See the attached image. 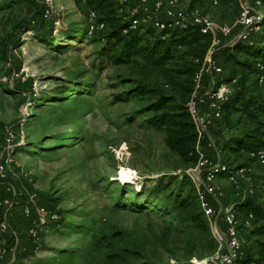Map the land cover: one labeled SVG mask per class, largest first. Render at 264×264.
<instances>
[{"label":"rangeland","instance_id":"obj_1","mask_svg":"<svg viewBox=\"0 0 264 264\" xmlns=\"http://www.w3.org/2000/svg\"><path fill=\"white\" fill-rule=\"evenodd\" d=\"M127 3L130 11L135 0ZM249 3L179 0L186 10L199 6L210 21L225 26ZM53 4L58 25L48 45L23 31L36 16L35 5L0 0V155L4 130L17 134L0 200L10 185L17 216L32 196L62 222L55 228L47 222L35 237L27 227L15 241L0 233V264H174L185 254V236L170 225L164 208L147 203L146 192L160 176H181L185 168L166 148L163 132L137 113L144 103L115 98L132 87L125 79L138 78L139 67L109 66L98 58L103 34L87 37L88 16L77 0ZM49 28L47 23L40 31ZM213 85L209 80L204 88ZM241 164L251 169L249 180L233 188L218 179L220 207H234L250 190L264 197V164L238 160L234 166ZM252 228L240 226L239 236L255 252V238L247 237ZM212 255L191 263L205 264Z\"/></svg>","mask_w":264,"mask_h":264},{"label":"trees","instance_id":"obj_2","mask_svg":"<svg viewBox=\"0 0 264 264\" xmlns=\"http://www.w3.org/2000/svg\"><path fill=\"white\" fill-rule=\"evenodd\" d=\"M25 1L35 5L37 13L23 30L24 33L31 32L35 39L51 44L52 22L43 18L41 5L33 0ZM77 1L87 14L88 11L96 12L98 20L106 26L104 31L99 32L103 34V45L97 52L98 58L109 66L134 64L139 67V77L126 78L125 81L132 87L117 95L116 100L140 99L144 106L137 113L145 116L149 126L163 132L166 148L179 158L185 169L197 163L199 153H205L210 158L218 154L222 162L233 170L244 165L234 166V163L247 160L248 152L264 145V85H259L257 81V64H264V21L260 30L248 40H234L229 45L219 47L211 55L219 71L213 73L212 77H204L203 85L209 80L213 84L232 80H236V83L232 94L219 105L220 118L213 120L208 129V137L214 143L213 148H208L207 136L197 145V132L188 111V102L194 90V77L210 48L211 36L202 33L197 26L160 32L151 24L141 25L123 34L124 30L129 29L133 18L127 2ZM47 23L50 28L47 32H41ZM234 35L235 31L228 38ZM228 38H222V44ZM20 45L18 41L15 42V49ZM146 198L147 203L164 208L171 218L170 225H174L185 236V254L174 264H193L192 258L200 262L216 251L217 242L200 209L196 190L187 176H160L146 192ZM262 200L264 197L259 199L253 195L236 202L233 207L239 217L253 214L254 228L247 230V237L255 238L256 246L255 252L251 247L244 248V255L236 264H259L264 260ZM10 223L21 236V232L30 226L31 220L17 216L13 210ZM61 223L52 222L51 227L55 228ZM5 236L13 240L9 233ZM69 259L65 257V261ZM206 264L211 263L207 261Z\"/></svg>","mask_w":264,"mask_h":264},{"label":"built area","instance_id":"obj_3","mask_svg":"<svg viewBox=\"0 0 264 264\" xmlns=\"http://www.w3.org/2000/svg\"><path fill=\"white\" fill-rule=\"evenodd\" d=\"M43 8V18L51 21L53 26L58 25V12L53 0H33ZM128 2L129 0H119ZM82 2V1H81ZM217 2L214 1L213 4ZM133 15L129 29L124 30L127 34L131 30H136L141 25L151 24L158 31H165L174 28H185L187 26H197L201 32L211 36V45L202 63L201 69L194 77V90L188 102V111L195 125L197 132V145L204 137H208V129L213 120L220 118V103L225 101L233 91L236 80L231 82H219L212 88L206 90L203 85L204 77H212L218 72L211 55L219 47L231 44L234 40H248L250 36L260 30V25L264 21V0H250L246 6H242L238 19L230 26L218 25L209 20L204 15L199 6H193L189 10L181 7L179 0H135ZM87 37L93 38L97 33L106 29L103 22L99 21V15L94 11H88ZM57 19V20H56ZM239 30L236 36L227 44H222V38L230 37L234 31ZM257 81L259 85H264V64H257ZM206 110L208 112L205 111ZM17 134L12 128L4 130L5 149L0 155V188L5 184V170L12 164V155L17 144L15 143ZM208 148H213L214 143L208 137ZM246 158L249 162L264 164V145L256 150L248 152ZM251 169L247 165H242L230 170L222 162L220 156L208 157L205 153H199L197 163L184 170L183 175L192 182L198 195L199 206L217 242V249L207 260L211 264H236L243 257V241L239 236V227H250L254 220L253 214L244 217L237 216L233 207L226 208L219 205L224 199L223 192L217 185L220 178L233 188L239 184L248 182ZM22 172V170H20ZM264 189V186H262ZM7 197L0 200V233H9L15 241L17 232L10 223V216L14 209L16 197L14 188L6 186ZM253 196V191L243 196ZM22 217L30 219V233L35 237L37 232L45 228L47 222H56L57 216L50 211L40 208L35 204L34 198L22 205L20 210ZM38 224V226H36ZM5 255L4 251L1 253ZM206 261V262H207ZM205 262V264H206Z\"/></svg>","mask_w":264,"mask_h":264},{"label":"bare ground","instance_id":"obj_4","mask_svg":"<svg viewBox=\"0 0 264 264\" xmlns=\"http://www.w3.org/2000/svg\"><path fill=\"white\" fill-rule=\"evenodd\" d=\"M124 178H125V180H127L129 182H131V180H132V177H130V176H127V177H124Z\"/></svg>","mask_w":264,"mask_h":264},{"label":"crops","instance_id":"obj_5","mask_svg":"<svg viewBox=\"0 0 264 264\" xmlns=\"http://www.w3.org/2000/svg\"><path fill=\"white\" fill-rule=\"evenodd\" d=\"M206 112H208L206 109H205Z\"/></svg>","mask_w":264,"mask_h":264}]
</instances>
